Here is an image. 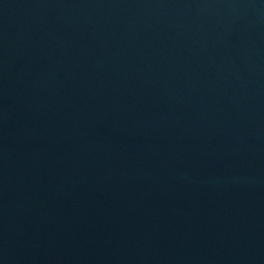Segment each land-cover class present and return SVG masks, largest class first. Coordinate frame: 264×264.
Instances as JSON below:
<instances>
[{
  "label": "water",
  "instance_id": "water-1",
  "mask_svg": "<svg viewBox=\"0 0 264 264\" xmlns=\"http://www.w3.org/2000/svg\"><path fill=\"white\" fill-rule=\"evenodd\" d=\"M0 264H264V0H0Z\"/></svg>",
  "mask_w": 264,
  "mask_h": 264
}]
</instances>
